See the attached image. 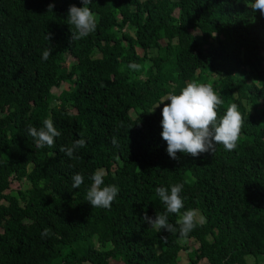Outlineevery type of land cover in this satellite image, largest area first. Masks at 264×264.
<instances>
[{"label":"trees","instance_id":"trees-1","mask_svg":"<svg viewBox=\"0 0 264 264\" xmlns=\"http://www.w3.org/2000/svg\"><path fill=\"white\" fill-rule=\"evenodd\" d=\"M251 2L91 0L97 27L72 42L68 9L82 0H0V264H179V216L172 233L143 219L165 211L155 189L175 183L181 212L204 217L189 264H259L247 257L264 255V15ZM193 80L213 85L220 116L237 104L244 126L234 150L176 160L156 106ZM45 118L61 135L37 149L27 128ZM80 138L74 158L60 151ZM96 170L120 189L108 209L86 201Z\"/></svg>","mask_w":264,"mask_h":264},{"label":"clouds","instance_id":"clouds-1","mask_svg":"<svg viewBox=\"0 0 264 264\" xmlns=\"http://www.w3.org/2000/svg\"><path fill=\"white\" fill-rule=\"evenodd\" d=\"M91 0H82V7L76 5L68 9V24L71 26V41H78L86 38L95 31L97 27V17L88 7ZM248 6L261 15H264V0H252L247 3ZM54 5L49 4L47 11H53ZM74 27L75 31L72 30ZM46 39L50 41L48 33ZM53 49L47 47L42 53V59L47 60L52 54ZM142 65L131 62L127 68L133 71H140ZM168 101V103H165ZM224 103L221 96L217 93L211 83L189 81L182 87L179 93L169 92L167 96L157 104L156 107L163 104L161 137L167 144V154L170 158L178 160L177 153H183L192 157H198L202 153L212 152L215 146L223 145L227 151H232L237 147L244 126V117L237 104H230L224 114H218L219 107ZM28 134L34 138L35 147L42 149L53 147L55 138L61 135V132L54 126L51 118H45L42 126L37 128L29 125ZM113 143H116L115 138ZM86 147L84 138L76 139L68 146H62L60 151L69 158H74V154L80 149ZM78 158V157H75ZM104 171L96 170L90 177L92 183L86 192V201L92 208L108 209L119 194V187L115 184L105 185ZM83 175L74 173L72 175V188H79L83 183ZM184 183H175L168 187L160 186L155 189L159 200L165 205L163 213L157 212L154 217L145 213L143 219L148 222L150 227L158 232L165 229L168 232H176V227L169 222V214H177L179 219L176 224L179 225V235L187 237L198 224L203 223V217H198L196 210L184 208V198L181 192ZM53 235L48 228L41 232L42 238H48ZM166 240L167 237H162Z\"/></svg>","mask_w":264,"mask_h":264},{"label":"rangeland","instance_id":"rangeland-1","mask_svg":"<svg viewBox=\"0 0 264 264\" xmlns=\"http://www.w3.org/2000/svg\"><path fill=\"white\" fill-rule=\"evenodd\" d=\"M96 55H98V54H96ZM98 56H100V55H98ZM64 89H67V85H62L60 88H53V93L56 95H59L62 92V90H64ZM21 187L22 186H20L18 182L14 181L12 186H11V189L14 193V192H17ZM9 191L10 190H8V192ZM196 212H197L198 217H201V216L203 217V215L201 214V212L199 210H196ZM203 221H204V219H203ZM179 242L183 246L188 247V249H185L184 251L180 252V255L178 257V263L179 264H189L188 254L190 252V249H196V247H198V244L195 243L192 239H188V238H180ZM247 261L250 263L258 261L259 264H264V255H260L257 257H255L253 255L248 256ZM110 263L111 264H120L114 260H111ZM83 264H90V263H83Z\"/></svg>","mask_w":264,"mask_h":264}]
</instances>
